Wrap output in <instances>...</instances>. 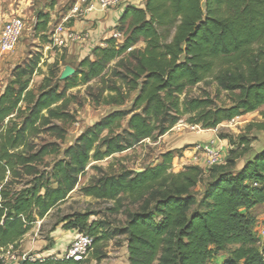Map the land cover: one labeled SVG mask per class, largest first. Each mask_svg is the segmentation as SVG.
Wrapping results in <instances>:
<instances>
[{
	"label": "trees",
	"instance_id": "1",
	"mask_svg": "<svg viewBox=\"0 0 264 264\" xmlns=\"http://www.w3.org/2000/svg\"><path fill=\"white\" fill-rule=\"evenodd\" d=\"M37 19L35 32L47 34L50 14ZM113 32L122 38L110 37L92 57L69 64L75 75L68 80L61 81L59 70L65 53L46 73L34 56L14 69L0 95V249H18L91 169L96 175L79 192L112 203L109 211L125 216L122 227L110 229L85 211L62 217L53 231L89 235L93 246L123 237L128 264H219L220 258L222 264H264L255 213L264 207V150L240 170L213 166L200 194L195 189L204 169L172 170L179 150L141 171L109 173L92 165L156 141L186 115L192 126L215 129L260 111L261 121L249 128L264 133V0H147L144 8L128 6ZM34 76H43L36 90ZM200 84L215 86V96L190 97ZM79 86H87L96 106L115 110L63 149L67 126L76 122L70 107L78 104L68 92ZM249 151H232L229 167ZM19 264L82 263L51 256Z\"/></svg>",
	"mask_w": 264,
	"mask_h": 264
},
{
	"label": "rangeland",
	"instance_id": "2",
	"mask_svg": "<svg viewBox=\"0 0 264 264\" xmlns=\"http://www.w3.org/2000/svg\"><path fill=\"white\" fill-rule=\"evenodd\" d=\"M75 0H59L61 2L58 7L48 9L46 6L50 0H0V33L4 24L13 17H20L24 21V31L22 36L12 52L0 53V95L4 92L7 85L12 80V73L18 66L23 65L28 59L34 56H40L42 73L47 72V66L54 62L56 58H60L66 50H57L50 47V34L55 25L60 20L61 13H67ZM204 1V0H203ZM40 12L50 14V23L48 24V31L45 35L35 32V25L37 22V16ZM144 44L140 43L137 48H143ZM47 63L46 67L44 63ZM76 65V64H74ZM66 66H70L67 62L59 64L60 74L63 72ZM43 76H34L31 83V88L38 89ZM99 80H95L91 85L96 87ZM87 86H79L71 89L68 94L74 95L77 98L78 104L71 105L70 109L75 113L76 122L67 126L68 135L63 144V149L74 143L76 138L83 133L88 127L94 123L100 121L108 113L115 110L114 107L96 106L88 99L86 95ZM209 92L213 97L215 96V86H206L200 84L189 90L190 97H201ZM135 95H132V99ZM223 98V97H222ZM131 106V103L127 104L126 108ZM189 116L183 117L182 121L175 126L165 137V139H157L156 141L146 140L136 148L129 150L123 154L110 157L102 162L93 163L92 165H98L102 167L106 172H118L122 169H129L134 171H141L145 167L157 164L155 161L162 152H167L169 149L176 148L179 150L180 158L185 157V150L192 152V148L195 145H186L187 139L198 140L197 144H210L214 141V148L219 149L221 153V168H227L231 171L238 169V165L245 163L251 159L255 154L264 150V133L257 131L256 129H250L249 126L254 122H260V111L244 116L233 121L224 122L215 129H202L201 126H192L188 124ZM208 130V131H207ZM209 134V135H208ZM209 137V138H208ZM246 138L249 141V146L241 145L240 138ZM208 138V139H207ZM183 145L182 147H179ZM249 147V152L242 158L236 160L235 166L229 167V160L234 158L231 154L232 151L237 153L243 152ZM185 148V149H183ZM182 150V151H181ZM191 157H186L189 160ZM202 157H199L201 159ZM53 159H50V161ZM195 160V159H194ZM180 161L174 167L173 172L178 173L188 166V163H182ZM185 164V165H184ZM212 167L205 169V174L201 183L195 189V193L200 194L203 192L204 186L214 176ZM174 170H178L177 172ZM96 175L94 170H88V174L82 179L81 185L86 184L92 176ZM112 203H104L96 201L93 198H87L77 192L74 195V199L71 200L64 207L55 209L44 221H39L35 225L28 241L33 242L45 238L48 241V246L52 245L54 239L55 225L61 220L62 217L72 214L74 212H93L96 214L94 217L98 220H105L110 229L122 227L125 216L121 213H112L109 211ZM256 215L259 218L258 224L264 223V207H260L256 210ZM71 231H65L62 235H58L57 242L55 243L56 250L65 253V249L69 244L68 235ZM61 234V233H60ZM125 239L123 237L116 238L111 241H101L94 245L89 251L86 259L82 264H128V254L125 249ZM260 248L264 247V237H259L258 242ZM20 255L27 254L34 259H40L33 255L30 251L22 252L18 248ZM99 256L100 259L96 257ZM222 258H220L219 264H222Z\"/></svg>",
	"mask_w": 264,
	"mask_h": 264
},
{
	"label": "built area",
	"instance_id": "3",
	"mask_svg": "<svg viewBox=\"0 0 264 264\" xmlns=\"http://www.w3.org/2000/svg\"><path fill=\"white\" fill-rule=\"evenodd\" d=\"M122 0H75L67 13L60 14V20L53 25L50 34V47L57 50H67L74 44H82L88 39V34L77 32L70 27L72 21L85 20L98 12H104L118 7ZM24 21L20 17H13L7 21L0 33V53L12 52L18 44L24 31ZM112 37L120 40L122 34L113 32ZM235 118V119H239ZM233 121V120H232ZM214 141L204 146L197 145L198 152L194 159L199 161V157L206 160L208 167H213L221 163V153L214 148ZM201 154V155H200ZM259 237H264V223L257 229ZM93 247V238L89 235L79 234L70 244L67 252L63 256L66 260L82 263L89 251ZM0 259L4 264H19L26 259L35 260L27 254L20 255L14 245L0 249Z\"/></svg>",
	"mask_w": 264,
	"mask_h": 264
},
{
	"label": "crops",
	"instance_id": "4",
	"mask_svg": "<svg viewBox=\"0 0 264 264\" xmlns=\"http://www.w3.org/2000/svg\"><path fill=\"white\" fill-rule=\"evenodd\" d=\"M146 1L147 0H122V3L116 8H113V9H110V10H107L104 12H98V13L94 14L93 16H91L90 18L85 19V20H79V21L74 20V21H72L70 23V27L73 30H75L77 32L87 33L89 37L84 43L74 44L69 49L66 50V59H65L66 62L68 64H75L79 60H81L85 57H92L93 50L98 46L103 47L105 45V41L107 39H109L110 37H112V33H113V31H115V28L119 25V20H120L121 16L123 15L125 9L128 6H133V7H137V8H144ZM60 3L61 2H59V4ZM59 4L56 7H58ZM254 113H257V112H254ZM254 113H250V114H247L245 116L247 117V116L254 114ZM242 117H244V116H242ZM166 136L167 135L161 137L160 140L165 139ZM197 141L198 140H194V139L189 138V139H187L186 145H195V146L196 145H202V146L206 145V144H197ZM182 146L183 145H181L179 147H182ZM174 149H176V148L169 149L168 151H172ZM163 153H165V152H162L161 154H163ZM184 153L186 155L185 157H181V158L177 157L174 160L173 167L176 164H178L180 161H182L181 164L182 163H188L189 164L188 166L195 165V166L201 167L204 170L207 168V163H206L205 158L202 157L201 159H199V161L194 160L195 155L198 153L196 151L195 147L192 148V152H188V150H185ZM161 154H160V156H161ZM160 156L157 157V159L155 161L156 163L159 161ZM188 156L191 157V158H189V160L186 159V157H188ZM243 165H244V163L239 164L237 170H240L243 167ZM174 171L177 172L178 170H174ZM88 182H89V180L86 181V184ZM86 184L81 185V182H80L78 189H76L74 192H72L70 197L68 198V200L63 205H61L59 208L64 207L71 200H73L76 192L78 194L82 195L79 192V188L82 186H85ZM87 198H90V197H87ZM46 219H44V220H46ZM64 232H65V230H63L61 228H57L56 231H54L55 234H54V239L52 241V245L49 247L48 241L45 238H41L37 241L34 240L33 242L28 241L31 239L29 237V234L31 233V231H30L24 237V239L21 241V244L19 246V250L22 252H26V251H30L31 253L33 252V255L35 257L40 258V259L51 257V256L62 258L65 255V253L67 252L70 244L78 236V234L75 233L74 231L70 232V234L68 235V239L70 240L69 244L65 249V253H62L61 251L56 250L55 243L57 242L58 235H62ZM27 238H30V239H27ZM124 244H125V249L127 250L126 243H124Z\"/></svg>",
	"mask_w": 264,
	"mask_h": 264
},
{
	"label": "water",
	"instance_id": "5",
	"mask_svg": "<svg viewBox=\"0 0 264 264\" xmlns=\"http://www.w3.org/2000/svg\"><path fill=\"white\" fill-rule=\"evenodd\" d=\"M75 75V69L71 66H66L60 75L61 81H66ZM22 263V262H21Z\"/></svg>",
	"mask_w": 264,
	"mask_h": 264
}]
</instances>
